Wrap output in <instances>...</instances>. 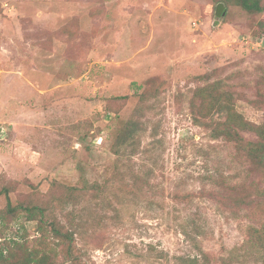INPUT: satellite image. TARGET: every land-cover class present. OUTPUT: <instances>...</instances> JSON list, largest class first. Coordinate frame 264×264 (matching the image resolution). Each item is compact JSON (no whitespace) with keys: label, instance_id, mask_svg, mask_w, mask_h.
<instances>
[{"label":"rangeland","instance_id":"1","mask_svg":"<svg viewBox=\"0 0 264 264\" xmlns=\"http://www.w3.org/2000/svg\"><path fill=\"white\" fill-rule=\"evenodd\" d=\"M218 79L245 118L264 120L253 102L264 92V10L0 0V190L11 184L16 204L75 188L54 213L92 264H264L247 242L264 215L263 175L190 116L194 89ZM220 181L237 186L224 200ZM239 184L249 207L234 201ZM3 220L0 243L21 227ZM24 225L39 235L36 221Z\"/></svg>","mask_w":264,"mask_h":264},{"label":"trees","instance_id":"2","mask_svg":"<svg viewBox=\"0 0 264 264\" xmlns=\"http://www.w3.org/2000/svg\"><path fill=\"white\" fill-rule=\"evenodd\" d=\"M247 10L254 12L263 11L261 0H237ZM226 83L222 79L207 82L197 86L190 97V116L196 124L210 130L212 137L223 138L235 148L237 158L246 160L251 166L261 171L264 178V120L260 123L253 122L244 117L236 107L233 92L225 89ZM256 105L264 106V92H258ZM145 96L141 94V98ZM125 99L123 96H113V101ZM126 125L121 136L129 130ZM246 134H249L247 136ZM223 192L217 194L223 198L231 196L235 185H227L220 181ZM239 184L240 192L234 201L249 207L252 191L245 185ZM12 185H7L0 190V194L7 197L6 206L0 212V217L7 223V219H15L18 226L14 235H3L0 243V264H92L82 259L81 252L76 245L75 231L66 229L56 220L55 208L63 205L65 199H71L76 190L69 187L50 192V199L42 201H20L14 204L10 198ZM264 196V187L260 188ZM223 195V196H222ZM22 216V219L19 217ZM24 220V221H22ZM36 221V232L39 235L31 238L25 221ZM258 227H250L247 242L264 251V215L261 213L256 219ZM8 225V223H7Z\"/></svg>","mask_w":264,"mask_h":264},{"label":"water","instance_id":"3","mask_svg":"<svg viewBox=\"0 0 264 264\" xmlns=\"http://www.w3.org/2000/svg\"><path fill=\"white\" fill-rule=\"evenodd\" d=\"M223 8H224V3H222V2L218 3L217 8H216V15L217 16H221L222 15Z\"/></svg>","mask_w":264,"mask_h":264}]
</instances>
